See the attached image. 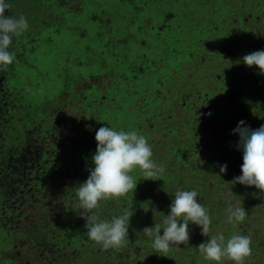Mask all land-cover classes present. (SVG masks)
<instances>
[{
	"label": "rangeland",
	"instance_id": "374dc122",
	"mask_svg": "<svg viewBox=\"0 0 264 264\" xmlns=\"http://www.w3.org/2000/svg\"><path fill=\"white\" fill-rule=\"evenodd\" d=\"M20 1L5 0L11 5L6 14L17 18L19 14H27V31L34 37L33 48H26L28 52L24 56V63L21 64L20 75L24 79L37 81L40 91L50 98L45 100L46 103L53 101L60 94L65 75L72 76V82L78 81L77 87H81L82 94L87 84L81 85L80 82L86 81L85 78L91 73L103 71L106 67L130 71L129 65H139L144 61L143 58L147 59L143 65L148 64L149 68H152V60L156 63L158 69L145 71L143 86L155 87L152 82L158 74L161 85L156 88L161 90L155 89V92L165 97L162 99L165 104L174 105L172 110L169 108L162 111L160 119H154V127L150 128V133L147 134L148 143L154 150L152 160L158 166L162 165L164 172L173 174L183 170L182 173L186 175L187 168L179 166L170 149L172 144L183 143L191 147L193 143L176 138L175 133L170 138L164 137V134L155 128V123L160 125L162 121L174 117L175 121L180 123L178 127L181 133H185L190 130L189 125H198L197 122H200L198 117L192 116L188 111L200 112L202 105L207 106L210 103L214 104L216 110L222 109V112L214 117L216 121L221 119L219 133L212 136L206 132L196 134L190 130L192 139L197 138V151L200 153L192 156L188 151L190 148L184 151L190 155L189 164L193 167L197 166L192 164V161H200L204 155L210 160H215L211 163L215 170H206L203 166V169L210 173L209 181L207 180L211 190L208 206L214 210L217 202L223 204L222 208L213 214L224 220L228 217L227 209L230 205L244 207L247 217L235 227L241 228L240 233L249 235L251 240L254 238L263 247L264 193L255 186L237 188L238 183H228L238 177L234 174L241 171L243 153L238 149L239 135H230L227 129H235L241 120L253 130L264 125V74L257 66L248 67L242 62L246 54L264 50V0H248L243 10L240 0H78L80 5L76 9L69 8L77 5V2H74L76 0H62L59 4L56 0ZM67 1H70L68 5ZM19 5L22 7L17 9ZM171 12L172 17L167 14ZM240 17L245 26L240 24ZM26 38H21V41L24 43ZM238 42L241 45H238ZM192 50H196L194 52L198 56H205L201 65L196 64L194 59L191 62L189 51ZM178 56L180 59L176 58ZM238 61L240 62L237 63ZM15 68L14 66V70ZM174 70L177 73H182L183 70V74L176 75ZM12 77L13 75L10 79ZM8 84L18 88L15 87V80L9 81ZM100 87L104 88L105 85L101 83ZM6 89L2 90V94L6 93ZM201 91L203 96H200ZM178 99H182L181 102H178ZM183 99L192 104L190 110L184 108ZM40 102H31L29 108L31 113L32 108H35L36 116L48 108L46 104L41 107ZM63 110L70 111L64 107ZM99 114L100 112L96 111L93 116ZM61 116H64L63 113ZM199 117H203L202 112ZM176 135L178 137V134ZM224 164L227 165L228 171L221 174L220 166ZM36 167L39 168L36 173H40L38 162L34 165V168ZM37 177L38 175L29 173L22 191L30 195L39 192L41 189L36 186L40 181L36 180ZM221 188L223 192L220 191ZM39 198H45V195L41 193ZM202 199L204 196L198 191L197 200L201 204ZM227 199L228 202L225 201ZM204 207L207 209V206ZM157 211V206L146 201L143 208L144 217L162 224L164 218L156 217ZM8 218L9 216L6 217ZM225 228L226 224H223V229ZM195 230L199 231V228ZM196 231L193 230V236L199 235ZM0 232L1 235H6L3 229H0ZM254 252L252 248L251 260L258 261L263 258V250L259 251L258 256ZM174 257L176 262L168 257L167 263L160 264L194 263V258H190L186 249L174 253Z\"/></svg>",
	"mask_w": 264,
	"mask_h": 264
},
{
	"label": "trees",
	"instance_id": "16d2710c",
	"mask_svg": "<svg viewBox=\"0 0 264 264\" xmlns=\"http://www.w3.org/2000/svg\"><path fill=\"white\" fill-rule=\"evenodd\" d=\"M25 1L27 0L20 2ZM240 1L243 10L248 0ZM56 2L59 4L63 1L56 0ZM74 2H77V5L70 6V9L79 7L78 0ZM69 3L70 1H67V5ZM21 7L22 5H19L17 9ZM167 14L173 16L172 12ZM20 15L27 17V14L18 16ZM240 21V24L245 26L242 17ZM25 36L27 38L23 43L21 38ZM33 41L34 37L27 30L19 37L13 36L8 48V51L15 54L11 70L10 65L0 70L2 77L0 78V229L6 234L1 235L0 232V264H160L167 263L168 257L176 262L174 253H180L182 249L189 252L190 258H194V263L190 264H215V261L205 260L197 247L221 233L225 237V242L234 233L245 234L240 233L241 228L229 224L227 218L220 219L213 214L214 211L221 209L223 204L217 202L214 210L208 206L211 191L208 184L210 173L205 171L203 166L206 170L213 171L215 168L211 167V163L215 160H210L204 155L200 161H192V164L197 166L193 167L189 164L190 155L184 150L190 148L188 151L192 156L200 153L197 151V138L192 139L193 134L190 130L196 134L206 132L212 136L219 133L221 119L216 121L214 117L218 116L222 109L216 110L214 104L210 103L207 106L202 105L200 112L194 109V112H190L188 110L192 104L183 99L184 108L192 116L199 118L198 125L192 123L188 132L181 133L178 127L180 123L176 122L174 117L162 121L160 125L155 123V128L162 132L164 137L170 138L175 133L174 136L178 139L192 141L191 147L181 143L180 146L172 144L170 149L179 166L187 168V174L184 175L183 170L173 174L166 171L159 180H145L138 167L130 173L137 182L135 191L118 200L101 201V207L95 210L101 220H110L112 216L120 215L126 210L134 211V215L130 218L125 245L119 249L104 250L101 245L87 237L86 221L79 214V201L76 195L79 184L85 182L89 176L88 169L94 168L92 156L97 147L96 132L100 127L109 126L117 131H136L147 139V134L150 133L148 130L154 127V119H160L162 111L169 108L172 110L174 105L165 104L162 100L165 97L155 92V89L161 90L156 88L161 85L158 74L152 82L155 87L143 86L145 71L158 69L153 60V64L150 65L152 68H149L148 64L144 66L146 58H143L144 61L139 65L130 64V71L106 67L103 71L89 74L85 78L86 81L80 82L81 85L87 84L82 94L81 87H77L78 81L72 82V76L65 75L60 94L53 101L46 103L45 100L50 98L40 91L37 81L24 79L19 71L28 52L26 48L31 50ZM237 44L241 45L239 42ZM194 51L196 50L189 51L191 62L194 59V62L197 61L196 64L201 65L204 61L201 59L205 56H198ZM176 58L180 59L179 56ZM173 72L176 75L183 74V70L182 73H177L176 70ZM104 73L107 75H103ZM77 78L79 80L80 75ZM11 80H15V87L18 88L9 86ZM101 83L105 85L104 88L100 87ZM5 89L6 93L2 94V90ZM180 92L181 90L178 93ZM199 93L203 96L202 91ZM35 100L41 101V107L45 104L48 106L47 110L40 112L38 116L35 115V108H32V113L29 109L31 102ZM181 100L178 99V102ZM63 107L69 108L70 111L64 112ZM96 111L100 114L93 116ZM201 112L203 117H199ZM202 122H204L203 131L200 129ZM227 131L231 135L233 128ZM152 151L154 154V150ZM36 162L40 166V173H36L39 168H34ZM31 172L33 176L38 175L36 180L40 181L36 187L41 190L34 195L27 194L21 189ZM238 172L234 175H242L241 171ZM241 187L247 188L238 184L237 188ZM178 189L195 190L203 194L202 204L207 206L212 221L208 237L201 235L200 227L190 223L188 246L173 245L174 249L168 252H156L152 247V237L147 236L142 230L160 223L149 221L144 217L143 208L146 201H149L158 207L155 216L164 218L170 213L169 205ZM220 191L223 192V189L221 188ZM41 193L45 198H39ZM223 224H226L225 229ZM197 228L199 231L195 230ZM193 230L199 232V235L193 236ZM251 248L255 250L257 256L260 250L264 253V246L262 247L254 238ZM220 264H234V262L224 259ZM245 264H264V255L258 261L251 260L250 256Z\"/></svg>",
	"mask_w": 264,
	"mask_h": 264
},
{
	"label": "clouds",
	"instance_id": "9594fccd",
	"mask_svg": "<svg viewBox=\"0 0 264 264\" xmlns=\"http://www.w3.org/2000/svg\"><path fill=\"white\" fill-rule=\"evenodd\" d=\"M11 8L5 0H0V70L6 69L15 59V54L8 51L13 36L19 37L28 29L27 19L20 15L6 14ZM238 61L237 63H239ZM242 62L248 66H257L264 74V50L246 54ZM239 121L233 129L239 135L238 149L242 151L241 173L231 182L255 186L264 193V125L258 129L245 126ZM97 147L92 156L94 168H89L87 180L76 191L78 196L79 214L86 221L87 237L102 246L104 250L119 249L128 239L130 218L134 211L126 210L120 215H114L110 220H101L96 209L101 207V201L118 200L129 192H134L137 182L132 173L137 167L145 180H159L164 167L158 166L153 160V151L146 137L136 131L114 130L109 126L100 127L95 135ZM227 165L220 166V173H226ZM195 190H177L169 205L170 213L164 216L162 224L145 227L142 232L153 237L152 247L156 252H168L172 246H188L190 241L189 224L201 228V235L208 237L212 223L209 211L197 200ZM227 222L234 227L243 223L247 211L242 206H229ZM163 229V235H161ZM251 237L234 233L225 242L221 233L201 243L197 248L207 261L220 264L224 259L234 264H245L252 255Z\"/></svg>",
	"mask_w": 264,
	"mask_h": 264
},
{
	"label": "flooded vegetation",
	"instance_id": "af4514ba",
	"mask_svg": "<svg viewBox=\"0 0 264 264\" xmlns=\"http://www.w3.org/2000/svg\"><path fill=\"white\" fill-rule=\"evenodd\" d=\"M263 5H264V4H263ZM263 5H262V6H263ZM232 39H234V38H232ZM232 39H231V40H232ZM218 57H220V56L218 55ZM202 59H204V58L202 57Z\"/></svg>",
	"mask_w": 264,
	"mask_h": 264
}]
</instances>
